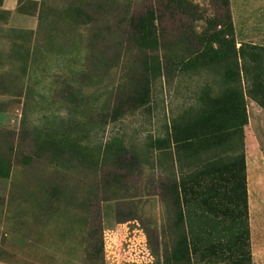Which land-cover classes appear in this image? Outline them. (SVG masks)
<instances>
[{
    "label": "rangeland",
    "instance_id": "obj_1",
    "mask_svg": "<svg viewBox=\"0 0 264 264\" xmlns=\"http://www.w3.org/2000/svg\"><path fill=\"white\" fill-rule=\"evenodd\" d=\"M143 1L0 0V264H249L225 162L193 140L181 152V178L204 172L189 231L155 182L175 173L172 121L194 119L199 94L217 90L215 75L231 72L241 45L264 48V0H227L226 29L213 24L224 1L185 0L196 15L181 31L164 24L163 49L150 35L128 37L126 20ZM193 58L201 69L163 77L167 61ZM246 112L250 264H261L264 110L246 98ZM211 184L202 205L198 193ZM221 243L216 257L205 250Z\"/></svg>",
    "mask_w": 264,
    "mask_h": 264
},
{
    "label": "trees",
    "instance_id": "obj_2",
    "mask_svg": "<svg viewBox=\"0 0 264 264\" xmlns=\"http://www.w3.org/2000/svg\"><path fill=\"white\" fill-rule=\"evenodd\" d=\"M222 1H224V13L213 24L226 29L230 23V14L227 0ZM194 15H196V10L185 0H155L153 3L150 0H144L137 10L130 13L125 27L128 37L133 42L136 40V34L141 36L146 34L156 40L159 47L163 49L165 46L164 24L178 25L181 31L187 20ZM222 34L221 30L213 31L210 36L211 41L218 43L222 39ZM234 53L237 58H228L231 72L228 74L220 72L215 75L213 84L217 86V90L212 93V90L208 88L199 94L198 104L192 110V114L196 115L194 119L185 121L183 118L186 119V116L178 117L170 124L171 135L168 139L169 149L172 151L169 154L173 156L176 169L172 179L168 178L163 181L159 176L155 184L157 195L162 200L172 201L171 205H177V208L179 206L177 216L183 217L181 224L185 230L189 231L191 229L190 216L195 204L192 193L193 183L198 178L202 179L201 173L204 175V172L197 171L194 175L186 172L181 178L179 171L186 166L187 160L182 153L186 152L188 142L193 140L198 145L202 156L208 153L215 164L225 162L227 165L226 179L223 182L227 184L235 202L231 212L235 215L239 229L243 228V234L241 232L239 235V242H243L244 248L240 251L239 257L241 259L243 255L250 264L244 127L247 124L246 98L264 110V48L255 45L246 47L241 45ZM162 58H165L164 52ZM202 62L200 58L167 61L163 66V77L183 67L201 69ZM211 63L215 68H224L222 59L213 60ZM180 132H183L185 136H179ZM153 144L155 149L161 152L164 140L155 139ZM115 161L113 160L114 165ZM206 164L207 162L202 160L203 170ZM212 190L211 184L209 188H204L198 193L199 202L202 205L206 202L204 199L206 193ZM167 192L169 196L166 195ZM221 207L224 215L230 212L227 204ZM219 247L225 248V244L206 247L205 250L216 257L218 254L216 250Z\"/></svg>",
    "mask_w": 264,
    "mask_h": 264
},
{
    "label": "crops",
    "instance_id": "obj_3",
    "mask_svg": "<svg viewBox=\"0 0 264 264\" xmlns=\"http://www.w3.org/2000/svg\"><path fill=\"white\" fill-rule=\"evenodd\" d=\"M245 166H246V162H245ZM246 189H247V173H246ZM247 197H248V204H249V195H248V189H247ZM248 211H249V213H250V210H249V205H248ZM250 215H251V213H250ZM250 221H251V219H250ZM250 242H251V244H250V247H252V251L254 250L253 249V233H252V230H251V235H250ZM262 249V248H261ZM261 252V254H260V257H261V261H262V263L261 264H264V251H260Z\"/></svg>",
    "mask_w": 264,
    "mask_h": 264
}]
</instances>
